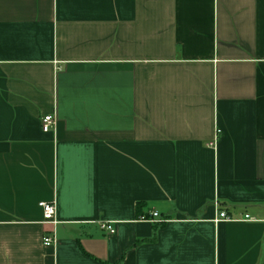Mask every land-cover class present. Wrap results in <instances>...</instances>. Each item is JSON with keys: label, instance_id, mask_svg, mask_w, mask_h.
I'll list each match as a JSON object with an SVG mask.
<instances>
[{"label": "crops", "instance_id": "0c3cea01", "mask_svg": "<svg viewBox=\"0 0 264 264\" xmlns=\"http://www.w3.org/2000/svg\"><path fill=\"white\" fill-rule=\"evenodd\" d=\"M0 264H264V0H0Z\"/></svg>", "mask_w": 264, "mask_h": 264}, {"label": "built area", "instance_id": "2783aa9c", "mask_svg": "<svg viewBox=\"0 0 264 264\" xmlns=\"http://www.w3.org/2000/svg\"><path fill=\"white\" fill-rule=\"evenodd\" d=\"M42 125L45 130L54 129L56 126V119L54 117H46ZM219 135V132H218ZM43 212H44V221L46 224H51L53 226L57 225L56 222V213H57V205L55 202L53 203H44L41 205ZM248 219V218H247ZM222 221H233L232 219L228 218L225 213H218V218L216 219V222H222ZM141 222H148V223H157V224H163L166 223V220L159 217L157 213L151 214L150 219L141 218ZM102 229L109 231L110 235L115 234V230L112 228L110 224H102ZM57 244L56 234L53 233L52 236H47L44 238V245L46 247H55Z\"/></svg>", "mask_w": 264, "mask_h": 264}]
</instances>
